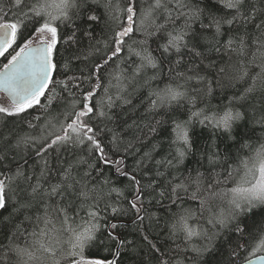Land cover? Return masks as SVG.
<instances>
[{
  "label": "snow or ice",
  "instance_id": "obj_1",
  "mask_svg": "<svg viewBox=\"0 0 264 264\" xmlns=\"http://www.w3.org/2000/svg\"><path fill=\"white\" fill-rule=\"evenodd\" d=\"M0 264H264V0H0Z\"/></svg>",
  "mask_w": 264,
  "mask_h": 264
},
{
  "label": "trees",
  "instance_id": "obj_2",
  "mask_svg": "<svg viewBox=\"0 0 264 264\" xmlns=\"http://www.w3.org/2000/svg\"><path fill=\"white\" fill-rule=\"evenodd\" d=\"M219 100H222L223 102L226 103V100H223V96L219 97L218 98ZM213 104H216L218 102L217 99H214L213 101ZM34 114H38V113H35ZM181 118H184L183 116V109L181 110ZM162 135L166 136V132H164L162 130ZM193 135H194V138L197 140V143H198V146H205L208 142H209V138L211 137V131L208 130V129H205V128H202L200 127L199 125H197L194 129V132H193ZM131 161H129L130 163ZM189 166H195L192 161H189ZM157 211H160L161 214H162V210H157Z\"/></svg>",
  "mask_w": 264,
  "mask_h": 264
}]
</instances>
